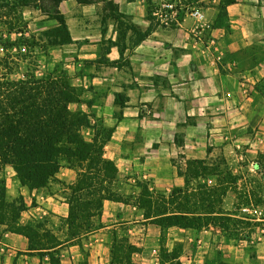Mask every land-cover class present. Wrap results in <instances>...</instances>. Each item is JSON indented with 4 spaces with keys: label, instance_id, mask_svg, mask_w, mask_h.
<instances>
[{
    "label": "crops",
    "instance_id": "obj_1",
    "mask_svg": "<svg viewBox=\"0 0 264 264\" xmlns=\"http://www.w3.org/2000/svg\"><path fill=\"white\" fill-rule=\"evenodd\" d=\"M106 1L113 4L61 1L71 42L50 47L48 63L61 66L79 92L71 108L86 116L83 137L94 141L101 126L110 130L103 155L119 174L128 175L127 185L141 188L139 182H146L169 197L185 184L192 160L239 147L256 155L264 151V0H186L183 19L170 21L159 15L152 19L147 0ZM21 8L27 20L39 12V18L49 16L36 5ZM196 9L202 16L194 15ZM49 24L32 32L39 34L59 21ZM78 175L63 162L41 188L6 177V199L23 196L28 207L22 212L25 219L21 215L13 223L36 221L42 211L67 218L69 196L58 185L67 184L69 190ZM140 188L133 199L140 197ZM105 201L101 217L107 223L101 230L132 224L162 232L144 214L138 220L126 218L122 200ZM0 227V264H50L15 225L0 222ZM168 230L174 233L168 250L179 246L182 264H264L262 242L249 249L220 242L207 230ZM97 231L89 233L88 264H111V244ZM70 242L44 251L64 250ZM160 250L161 245L155 254ZM74 258L72 254L70 260ZM152 260L160 264L158 257Z\"/></svg>",
    "mask_w": 264,
    "mask_h": 264
},
{
    "label": "trees",
    "instance_id": "obj_2",
    "mask_svg": "<svg viewBox=\"0 0 264 264\" xmlns=\"http://www.w3.org/2000/svg\"><path fill=\"white\" fill-rule=\"evenodd\" d=\"M61 1L63 0H0V17L7 18L14 14L16 19L15 22L4 21L10 27L8 33L19 36L16 42L0 43V67L10 63L8 57L11 53H5L3 50L10 52V49H15L17 53H22L23 49H27L29 40L33 41L34 46L37 45L47 58L50 47L71 42L64 17L59 11ZM78 1H104L113 4L106 0ZM147 1L149 16L156 19L153 15L152 0ZM31 4H35L43 12H52V17L59 21V25L39 34L25 35L27 25L17 26L24 21L23 12L19 7ZM184 14L180 11L178 19L182 20ZM77 101L79 92L63 69L58 75L44 77H38L35 72L28 70L23 73L21 79L14 82H3L0 78V166L3 163L11 164L21 182L31 189L47 185L50 178L60 170L63 157L88 164L80 172V183L72 187L76 191H85L92 187L89 181L94 174V167L91 165L96 160L103 162L97 169L99 173L105 174L106 170L117 173L116 164L103 155L105 144L102 146L98 143V134L94 141H87L83 137L81 129L88 121L83 112L78 113L71 108V104ZM190 165H193L191 173L194 178L214 177L215 180L211 185L198 182L195 187H191L186 173L185 187H175L169 197L158 193L160 200L165 201L166 205L156 204L160 212L153 215L145 213L146 221L160 226L162 233L171 226L211 230L225 237L226 243L234 241V244L243 246V243L251 242L254 248L258 242L253 239V233L258 228L264 230V151L258 153L256 174L244 182L241 181L243 175L236 172L224 158L222 161L213 162H208L207 159L190 161L187 171H190ZM230 191L235 193V201L231 208H227L225 198ZM178 198L181 200L178 201ZM103 199L121 200L112 195ZM1 201L6 207L14 206L16 209V202L6 201L5 184ZM74 202L76 200L71 203V219ZM12 217L13 220L16 219L15 216ZM27 228L32 229L31 226ZM24 234L31 238L28 232ZM34 243L38 244L35 241ZM44 248L41 247L40 250L43 254L46 252ZM135 248L126 238H118L116 235L111 264H141L133 259ZM164 248L162 245V249ZM175 251L176 248L169 252ZM173 255V259L178 258L176 264H182L179 251Z\"/></svg>",
    "mask_w": 264,
    "mask_h": 264
},
{
    "label": "rangeland",
    "instance_id": "obj_3",
    "mask_svg": "<svg viewBox=\"0 0 264 264\" xmlns=\"http://www.w3.org/2000/svg\"><path fill=\"white\" fill-rule=\"evenodd\" d=\"M166 1H172L174 7L164 8L162 4ZM185 2L186 0L151 1L153 13L158 10L160 12L159 16L162 15V18L168 21L171 20V16L173 15V13L179 17L177 11L181 9L182 6H184ZM34 5L35 4H32V6ZM160 8L161 11L159 10ZM1 10L2 9L0 8V12ZM19 10L22 11V8L19 7ZM44 14L49 16H45L46 18H39V12L29 20L24 18V21L17 24V26L23 24L27 25V28L25 29V35L29 36L31 33H33L32 31H34L38 26L42 27L47 24L50 25L49 23H54V17H52V12H44ZM153 15L158 18V15ZM13 16L14 14H11L7 18L0 17V43L16 42L18 40V35H16L15 33H8L10 27L4 22H15L16 19ZM23 43L26 44V42ZM26 47L27 49H23L22 53H17L15 49H10V52H7V50H3L5 53H11V56L8 57V59L10 60L9 65L0 67L1 81H18L23 77V73H26L28 70L35 72L38 77H44L45 75H58L61 73L62 67H56L54 66V64H49L48 58L43 54L42 50L38 49L37 45L34 46L33 41L29 40V43L26 44ZM4 52L3 55L5 54ZM75 111L78 113H82V110L80 109H77ZM109 137L110 130L101 126V128H99L98 133V143L103 146V144L108 141ZM237 150L238 151L236 152L232 149L228 151L227 154L221 152L220 150H216L214 154L207 160L208 162H213L215 160L222 161V159L224 158L229 163V165L235 169L236 172L241 173L243 175V180L241 181L244 182L256 174L255 163L257 161L258 154L256 155L251 152L247 153L246 148L243 147H239ZM63 162H66L67 165L77 169L79 174L77 181L74 184L69 185V190L64 189L68 187L67 184L66 187L63 184L58 185L59 191L68 193L69 196L70 210L67 218L52 217L48 213H44L42 211V216L37 217L36 221H31V223H24L20 225L16 223L14 224L12 216L16 217V219H14L15 221L20 222L22 212L27 210L28 207L27 202L25 201L23 196L17 197V199L14 200V202H16V209L13 208L14 206L6 207L2 204L1 196L3 194L4 184L6 185V177L9 176V178H11L14 176L15 178H19L17 171L11 164L3 163L0 166V222L8 223L10 226L15 225L17 230H24L25 232H28V234L31 236V241L38 242V244L32 243V247L35 248L50 247L52 245H57L59 243L71 240L70 244L66 245L68 247L64 250L44 252V254L42 252H39L40 256H46L47 261L50 262V264H86L87 256L89 254V236L93 235L89 233L94 230H98L96 233H102L104 235L106 242L108 244H111V250L116 235L118 238H126L131 244L135 245L136 247V252L133 254V259L141 264H153L154 261L152 259L155 257L159 258L160 264H166L167 262H169L168 264L177 263L175 260H173V254H177V251H179V246H177L178 249H176L177 251H175L174 253L167 251L169 246L168 244L172 242L171 237H173L174 234L168 229H166L162 233L155 226H152L150 229H147V227L145 228L141 225L132 226V224L121 225L117 229H100L102 226L105 225V223H107V220L103 221L101 217L104 212V205L106 202V199H103V197L112 195V197L120 198L122 202L125 203V205L119 206L125 212V217L129 218L130 220H138L142 219V216L143 214L145 216V213L153 215L155 213L160 212V210L156 208V204H165V201L160 200V197L158 195V193L160 192H155L154 190H152L149 184H147L146 182H139L141 188L127 185L126 180L128 179V175L125 173L119 174L118 171L116 173L111 172L110 170H106L105 174L104 172L99 173L97 169L101 165H103L102 160H96L91 165L94 167V174L91 175L92 178L89 181L92 187L85 191H76L72 187H74L73 185H77L78 183H80V172L82 171V168H86L88 164L85 162H79L77 159L69 160L66 157L62 158V163ZM192 166L193 165H190V171L185 172V174L187 173L190 179L191 187H195L198 182L208 183L209 185H211L212 181L215 180L214 177H209L208 179L194 178L191 173ZM54 177L55 175L51 177L50 180ZM185 186L186 182L183 186L179 187ZM139 188L141 189L139 194L140 197L138 199H133V192L138 191ZM172 192L173 190L171 191V193ZM71 199L76 200V202L73 203L74 207L72 209V219L70 218L71 203L73 201ZM180 200L181 198H178V201ZM6 201L8 200L6 199ZM234 201L235 193L233 191H230L227 197L225 198V206L227 208H231L233 206ZM40 211L41 210L39 209L37 212L39 213ZM25 217L26 216L22 215V219H25ZM28 226H31L32 229H28ZM42 227L47 231H41L40 229ZM207 231L212 232L211 230ZM212 233L217 234V240H219L220 242H226L225 237H223L219 232ZM253 239L258 243L262 242L264 245V230L258 228L253 233ZM231 243L234 244V241H231ZM159 245H161V250L158 254H155V248L157 250V247H159ZM162 245H164V249H162ZM252 245L254 244L251 242L243 243V246L249 249L253 248ZM138 252L140 254H138ZM72 254L75 258L71 261L70 258Z\"/></svg>",
    "mask_w": 264,
    "mask_h": 264
},
{
    "label": "built area",
    "instance_id": "obj_4",
    "mask_svg": "<svg viewBox=\"0 0 264 264\" xmlns=\"http://www.w3.org/2000/svg\"><path fill=\"white\" fill-rule=\"evenodd\" d=\"M162 6H163L164 8H173V7H174V4L172 3V1H166V2H163ZM159 10L161 11V8H160ZM180 11H183V9H179V10L177 11V13L179 14ZM154 14H156V15H160V12H159L158 10H156V11L154 12ZM194 15L200 17V16H202V13H201L200 10H197V9H196V10L194 11ZM161 16H162V15H161ZM176 17H177V19H178V16L175 15V14L173 13V15L171 16V19H172V18H176ZM163 19H164V18H163ZM164 20H165V21H168V20H166V19H164Z\"/></svg>",
    "mask_w": 264,
    "mask_h": 264
}]
</instances>
